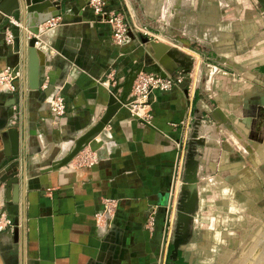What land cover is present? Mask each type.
Listing matches in <instances>:
<instances>
[{
  "label": "crops",
  "instance_id": "crops-1",
  "mask_svg": "<svg viewBox=\"0 0 264 264\" xmlns=\"http://www.w3.org/2000/svg\"><path fill=\"white\" fill-rule=\"evenodd\" d=\"M49 2L61 13L54 28L39 26L40 81L62 85L66 112L55 121L45 93L24 91V70L18 99L0 93V120L9 105L20 113L7 126L18 130L17 155L7 128L0 132V178L26 174L25 194L12 201L0 182V215L13 217L11 229L0 227V264H224L234 230L264 213V0H108L129 27L122 46L87 0ZM154 44L191 63V86L154 92L148 125L117 107L111 132L86 145L93 166H77L75 155L51 168L111 97L128 92L131 71L159 64ZM162 57L171 74L184 67ZM15 60L0 50V70ZM185 165L195 168L191 197L180 189ZM104 201L116 205L107 225L94 218Z\"/></svg>",
  "mask_w": 264,
  "mask_h": 264
},
{
  "label": "built area",
  "instance_id": "built-area-1",
  "mask_svg": "<svg viewBox=\"0 0 264 264\" xmlns=\"http://www.w3.org/2000/svg\"><path fill=\"white\" fill-rule=\"evenodd\" d=\"M63 2L64 0H55ZM88 6L92 14L97 17L102 23L106 24L109 29V37L113 44L122 46L129 38V27L124 17V13L120 8H112L108 5V0H87ZM60 17L50 18L44 24L46 29H52L58 23ZM9 23L16 24L12 19ZM29 36L35 37L37 41L35 46L40 49L38 35L28 33ZM4 42L6 44L12 43V36L9 28L6 29ZM23 76V68L20 62L16 66L7 65L0 70V93H10L17 99L20 94V83ZM134 76L131 85L127 87L126 92L121 102V106L125 107L132 118H135L139 123L148 125L151 123V105L149 99L151 95L158 92H170L178 86H191V71L185 68L176 71L175 73H167L159 69H146L144 67H137L131 71L127 77ZM125 81V82H126ZM40 91L45 93L46 100H48V108L53 119L60 121L66 112L65 96L62 85H54L48 75L41 78ZM16 99V100H17ZM20 118V113L14 105L13 115L10 118L11 124H15ZM102 130L111 132V127L107 123ZM108 133L109 139L103 140L104 143L112 142L111 135ZM76 165L91 167L97 163V155L95 150L83 146L76 154ZM172 191V189H171ZM169 191L171 194L172 192ZM115 203L111 201H104L103 209L94 213L95 220L107 225L111 218V214L115 211ZM156 212L149 211L146 219V226L152 230L155 225ZM0 227H13V217L10 215H0Z\"/></svg>",
  "mask_w": 264,
  "mask_h": 264
},
{
  "label": "water",
  "instance_id": "water-1",
  "mask_svg": "<svg viewBox=\"0 0 264 264\" xmlns=\"http://www.w3.org/2000/svg\"><path fill=\"white\" fill-rule=\"evenodd\" d=\"M50 0H0V50H7L15 56L14 63H9V66H16L19 62V54L22 56V68L24 70V91L26 89L30 91H38L39 82H40V60H39V49L35 46L37 39L35 37L29 36L28 33L33 35L39 34V26L45 23L50 18H55L60 16L59 7H57V13H51L49 8L50 5L53 6L56 3H50ZM47 9L46 11H43ZM47 14L45 17H39V14ZM12 19L16 24L9 23V20ZM9 28L10 34L12 36V43L6 44L4 42L6 29ZM154 51L160 54L159 64H153L152 68L164 71L167 70L165 64L161 62L163 52L166 53V56L171 58L174 62L184 66L183 68L189 70L190 62L185 63L184 60L177 58L176 52L167 49V46L163 44H154ZM168 60V59H167ZM141 67V66H140ZM167 72V71H166ZM169 73V71L167 72ZM134 76H130L128 81L124 83L125 87L131 85V81ZM122 97L113 103V98H110V104L108 105L105 114L93 125L88 131L80 135L74 142L72 149L60 160L56 161L51 168H59L63 165H66L70 160L82 149L83 146H86L89 143L91 137L99 133L105 124H107L109 116L112 112L121 106L123 101ZM14 105V104H13ZM13 115V109L11 107L3 112L2 119L0 120V132L7 128V132L14 143V149L12 150V155L18 154V130L17 128L7 127L8 120ZM12 133V134H11ZM13 136V138H12ZM25 142L21 141V149H24ZM10 156V155H9ZM7 156V157H9ZM194 165H185L183 171V178L181 180V193H186L187 197H191V190L195 186V168ZM18 168H13L9 170L2 178H0L1 183H5V194L8 201H12V195L19 194L20 192L25 194V186H21L22 179L25 178V170L22 172L21 177L17 176ZM25 185V184H24ZM14 240L17 239L18 230L17 227L14 228Z\"/></svg>",
  "mask_w": 264,
  "mask_h": 264
},
{
  "label": "rangeland",
  "instance_id": "rangeland-1",
  "mask_svg": "<svg viewBox=\"0 0 264 264\" xmlns=\"http://www.w3.org/2000/svg\"><path fill=\"white\" fill-rule=\"evenodd\" d=\"M224 250V264H264V213L258 211L252 219L244 220L234 230ZM160 260L163 261V257Z\"/></svg>",
  "mask_w": 264,
  "mask_h": 264
},
{
  "label": "flooded vegetation",
  "instance_id": "flooded-vegetation-1",
  "mask_svg": "<svg viewBox=\"0 0 264 264\" xmlns=\"http://www.w3.org/2000/svg\"><path fill=\"white\" fill-rule=\"evenodd\" d=\"M10 107H11V105L7 106V108H6V110H5V111H7V110H8Z\"/></svg>",
  "mask_w": 264,
  "mask_h": 264
}]
</instances>
